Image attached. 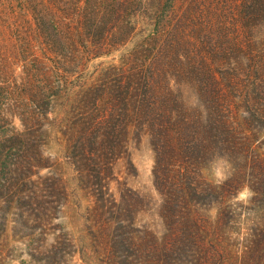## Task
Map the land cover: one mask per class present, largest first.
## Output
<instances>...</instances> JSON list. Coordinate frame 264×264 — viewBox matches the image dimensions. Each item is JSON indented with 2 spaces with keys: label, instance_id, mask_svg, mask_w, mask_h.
<instances>
[{
  "label": "trees",
  "instance_id": "16d2710c",
  "mask_svg": "<svg viewBox=\"0 0 264 264\" xmlns=\"http://www.w3.org/2000/svg\"><path fill=\"white\" fill-rule=\"evenodd\" d=\"M141 20L146 36L112 68L108 75L114 79L71 99L72 115L62 133L73 149L76 179L90 194L86 218L95 251L108 256L104 264H134L127 257L120 262L118 245L132 249L136 264L144 258L159 262L161 256L167 262L169 253L187 242L203 248L208 230H226L229 203L246 184L243 170L233 165L247 163L254 138L249 121L264 123V0H39V63L65 65L80 49L88 58L109 56L131 41ZM232 55L234 71L222 69ZM213 57L216 65L207 66ZM55 95L49 104L64 99ZM13 106H0V121L11 123ZM143 136L154 153L162 233L148 232L149 241H135L118 233L126 213L137 211L124 203L142 198L119 181L117 200L110 181L128 142ZM18 139L12 131L0 133V181L12 208L18 206L17 175L25 159ZM219 167L223 179H212ZM38 202L39 213L48 209L49 202ZM209 206L217 207L214 219L203 214ZM263 244L249 239L243 259ZM218 253L198 252L199 264Z\"/></svg>",
  "mask_w": 264,
  "mask_h": 264
},
{
  "label": "rangeland",
  "instance_id": "374dc122",
  "mask_svg": "<svg viewBox=\"0 0 264 264\" xmlns=\"http://www.w3.org/2000/svg\"><path fill=\"white\" fill-rule=\"evenodd\" d=\"M144 23L141 20L131 41L109 56L88 58L80 49L78 58L65 65L47 59L40 64L39 0H0V106L17 105L13 106L11 123L0 121V133L18 134V145L25 155L17 175V208L6 203L10 196L3 189L4 180L0 181V264H104L108 260L95 251L98 244L86 218L90 194L76 179L73 149L67 148L62 133L68 125L66 118L72 115L71 99L92 84L114 79V74L108 75L112 68L119 66L148 33ZM233 57L224 61L222 69L234 71L237 65ZM214 61L216 57L208 58L207 66H215ZM207 80L205 76L203 81ZM56 93L64 99L49 104ZM51 106L53 112L47 113ZM249 133L254 138L247 163L233 165L235 171L243 170L246 184L229 203L226 230L203 233L201 249L187 242L170 252L167 262L161 256L159 262L144 258V264H199L198 252L209 250L219 253L203 264H264V244L250 251L248 260L242 256L249 239L264 241V123L251 119ZM126 147L125 155L117 160L119 172L110 181V188L120 200L118 182H123L142 199L124 203V208L136 205L137 211L126 213L125 227L118 235L149 241L148 232L162 233L161 200L153 179L154 153L147 136L140 142L131 139ZM221 172V167L213 169L211 178L223 179ZM39 199L49 202L48 209L40 213ZM203 214L214 219L217 207L209 206ZM131 253L126 245L115 250L120 262L127 257L129 263L136 264Z\"/></svg>",
  "mask_w": 264,
  "mask_h": 264
}]
</instances>
